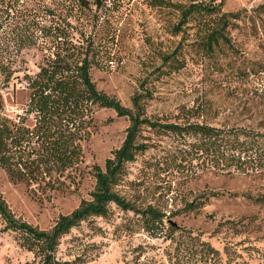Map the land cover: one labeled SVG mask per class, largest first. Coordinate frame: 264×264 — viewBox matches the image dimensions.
Segmentation results:
<instances>
[{
    "label": "rangeland",
    "instance_id": "1",
    "mask_svg": "<svg viewBox=\"0 0 264 264\" xmlns=\"http://www.w3.org/2000/svg\"><path fill=\"white\" fill-rule=\"evenodd\" d=\"M50 3L51 0H19V4ZM91 1V0H87ZM212 0H108L107 7L76 12L81 29L95 43L108 48L99 66L92 67L91 79L97 90L113 97L126 108L136 94L143 100L148 117L175 115L180 107H192L202 98L212 111L231 108L228 93L240 87L245 77L264 64V0H215L223 13L236 14L227 31L231 47L221 45L211 54L196 42L193 22L176 34V5ZM102 44V45H101ZM178 49L167 64L164 57ZM41 53L24 44L15 66V76L38 72ZM181 67L176 70L175 67ZM249 88V87H248ZM241 89L236 94L241 96ZM235 100V98L233 99ZM2 115L17 121L23 115L28 91L22 82L12 80L2 91ZM228 113V110L225 114ZM226 121L218 117L215 125ZM232 121V120H230ZM26 124L31 125L29 118ZM128 118H118L112 110L97 109L89 127V138L82 143V163L71 172L60 189L44 183L12 181L0 168V193L15 216L40 231H49L59 215L73 211L81 200L89 199L94 188L93 165L103 167L111 151L124 140ZM152 146L126 165V174L117 190L137 207L152 205L162 210L179 227L202 234L220 253L232 245L241 255L237 264H264V174L214 173L201 156L189 151L190 140L143 131ZM221 194L210 199L200 213H184V204L203 194ZM236 195V196H232ZM251 196L250 201L246 196ZM180 211V212H178ZM219 223H227L218 227ZM0 217V264H42L37 249L27 250L24 236L5 230ZM167 224L155 237L142 229L140 216L114 206L108 218H91L73 228L60 240L55 261L60 264H166ZM177 234V233H175ZM236 245V246H235ZM220 255L218 264H225Z\"/></svg>",
    "mask_w": 264,
    "mask_h": 264
},
{
    "label": "trees",
    "instance_id": "2",
    "mask_svg": "<svg viewBox=\"0 0 264 264\" xmlns=\"http://www.w3.org/2000/svg\"><path fill=\"white\" fill-rule=\"evenodd\" d=\"M107 2L51 0L20 5L19 0H0V168L12 181L38 186L44 183L50 189L64 187L66 180L73 183L71 172L82 163V143L89 138L95 111L112 110L116 117L129 120L121 145L111 151L103 167H91L94 188L89 199L81 200L69 214L59 215L49 231H40L16 219L0 193L4 229L21 233L27 250L41 252L42 264H60L54 255L59 240L91 218H108L114 206L140 216L142 229L152 237L162 233L167 224L166 238L170 244L164 255L166 264H218L220 255H225V264H237L234 255L241 254L234 246L226 245L220 253L202 234L179 227L170 215L152 205L137 207L121 196L117 187L126 174V165L152 146L144 139L145 130L190 140L187 153L196 158L202 156L214 173L263 175L264 64L252 73L255 79L241 73L245 76L241 86L228 93L229 100L234 102L230 103L231 108L212 111L211 102L204 97L192 107H180L175 115L148 117L143 103L151 98L148 92L134 95L132 107L126 108L97 90L91 79L92 67L99 66L98 61L107 56L108 48L78 29L80 16L76 12L92 7L100 11L107 7ZM215 2L176 5L178 23L174 32L181 33L193 22L196 42L207 54L221 45L231 47L227 31L231 20L237 17L223 13ZM25 43L35 47L42 58L38 72L30 75L24 71L22 77H17L15 64ZM178 52L175 49L164 57L163 64L174 60ZM14 79L28 91L25 111L17 116V121L2 115L1 101L2 91ZM239 89L240 97L236 94ZM218 117L226 121L215 125ZM29 118L31 125L26 124ZM219 196L222 195L216 192L203 193L185 203L180 211L197 215L210 199ZM246 198L254 200L249 195ZM226 224L219 223L218 227Z\"/></svg>",
    "mask_w": 264,
    "mask_h": 264
},
{
    "label": "water",
    "instance_id": "3",
    "mask_svg": "<svg viewBox=\"0 0 264 264\" xmlns=\"http://www.w3.org/2000/svg\"><path fill=\"white\" fill-rule=\"evenodd\" d=\"M170 223H171V221H170Z\"/></svg>",
    "mask_w": 264,
    "mask_h": 264
}]
</instances>
